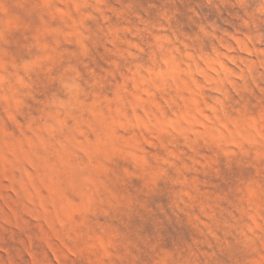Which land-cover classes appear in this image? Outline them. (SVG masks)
<instances>
[{
  "label": "rangeland",
  "instance_id": "rangeland-1",
  "mask_svg": "<svg viewBox=\"0 0 264 264\" xmlns=\"http://www.w3.org/2000/svg\"><path fill=\"white\" fill-rule=\"evenodd\" d=\"M0 264H264V0H0Z\"/></svg>",
  "mask_w": 264,
  "mask_h": 264
}]
</instances>
